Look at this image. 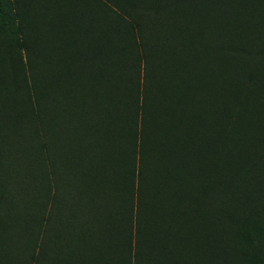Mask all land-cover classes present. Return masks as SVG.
Segmentation results:
<instances>
[{
    "label": "rangeland",
    "instance_id": "rangeland-1",
    "mask_svg": "<svg viewBox=\"0 0 264 264\" xmlns=\"http://www.w3.org/2000/svg\"><path fill=\"white\" fill-rule=\"evenodd\" d=\"M221 1L226 5L230 2L232 8L237 1L244 3L246 0ZM248 1L254 13L259 12V7H264V0ZM104 2L0 0V76H5L4 67L13 64L17 58L25 67L30 61H35L39 65V83L54 84V100L59 94L68 93L75 103L78 100L76 94H87L89 101L86 108L90 109L84 108V114L75 109L77 103H72L73 109H70L67 121H73V130L67 129L64 135L63 130L58 132L56 129V137L51 134L47 141L40 125L37 129L40 132L37 142L45 147L42 152H36L40 164L43 157V166L39 167L41 195L35 202L42 215L37 230L40 238L45 234V246L52 249L53 264H210L213 237L216 245L214 214L223 215L228 222L230 216L248 220V216L254 218L252 214L257 215L260 221L255 223L253 219L248 229V233L252 234L251 243L237 238L231 241L230 264H264V187L260 182L257 189L252 182L249 186L246 176L236 182L233 174L229 173L232 196L227 200L228 206L215 202L214 149L210 145L207 125L212 113L207 111L205 104L201 105L202 121L195 118L192 123L194 128L185 129V126L175 124L168 132H163L160 138L165 141L161 140V146L151 152L156 164L153 163L147 175L140 178L139 185L137 178L134 187V181L128 180L123 161H133L135 150L137 152L134 136L130 134L138 127L133 90L139 83L141 54L134 44L139 41L138 38L136 42L131 41L128 32L124 33L130 30L127 22L130 16L111 3L109 5L115 12H109ZM218 2L181 0L173 10L174 14L163 10L150 18L153 22L156 19L157 26L161 24L160 30L167 32L166 36L168 32L172 33L175 50L168 56L176 59L174 64L179 62L184 49L192 44L189 54L191 67L194 68L195 61H201L203 67H200L199 75L204 77L206 84L211 73L216 76V65L222 61L217 53L222 37L252 31L241 30L243 17L235 20V27L230 30V24L218 13ZM113 15L117 20L107 27V19ZM186 35L192 41L186 42L189 40ZM107 39L109 45L106 44ZM211 46L213 49H205ZM164 53L163 61L169 62L166 49ZM175 54L179 56L174 57ZM41 55H47L54 64L50 73L43 67ZM252 56L235 58L237 65H226L225 70L230 72L227 76L230 93L224 97L226 103L222 98L217 103L222 112L224 109V119L228 112L239 114L241 119H248L251 131H257L254 134L262 136L264 57L260 59L254 52ZM218 69L224 71L220 66ZM249 73L255 76L252 90L235 91L242 93V98L234 94V90H244ZM15 84L20 85V81ZM15 84L0 82V100L18 106L19 100L13 98ZM85 87L87 89L81 91ZM17 92L21 95V104L30 101L23 89ZM238 97L239 101L236 100ZM223 103L226 106L222 109ZM54 111L56 116L60 115L56 104ZM80 116L88 123L82 124L79 130L74 121ZM26 127L30 137H26L24 145L29 151L34 147L36 138L30 134L33 128L29 124ZM171 132L179 135V162L165 172L160 161L162 154L165 157L169 149ZM157 134L160 136V131ZM195 143L196 149L193 148ZM222 149L223 146L218 152L221 154L218 164L224 158ZM225 162H230V156L225 157ZM236 165L237 161L231 168L235 170ZM34 170L35 166L31 175L28 172L25 174L28 212L30 200L36 199ZM218 180L224 183L227 178L222 174ZM111 182L119 184L115 188ZM116 190L120 200L113 205L111 195H115ZM130 192L132 201L124 205V196L129 197ZM177 215L179 218L176 219ZM180 215L183 221L179 224ZM193 223H200L199 231L202 232V228L207 227V234H199ZM7 249L9 255L18 253L19 256H9L10 261L4 264H31V253L29 250L26 252L27 247L18 248L13 242L7 245Z\"/></svg>",
    "mask_w": 264,
    "mask_h": 264
},
{
    "label": "trees",
    "instance_id": "trees-1",
    "mask_svg": "<svg viewBox=\"0 0 264 264\" xmlns=\"http://www.w3.org/2000/svg\"><path fill=\"white\" fill-rule=\"evenodd\" d=\"M105 1L107 2V0ZM108 1L107 3L104 2V4H106L109 12L113 14L115 12V9L109 5L111 3L130 16L129 21H127L130 30H125L124 33L128 32L127 36L131 41L135 40L136 42V38H138L139 41L134 44L135 46L137 45L141 54V66L138 67L139 83L135 85L133 90L134 109H137L138 127L136 132L130 134V136H134V145L137 148V152L135 150L133 161L127 163L125 160L123 161V170L127 171L128 180L132 179L134 181L133 187L135 186V179H138L139 185L140 178L147 175V171L150 170V166L153 163L156 164L151 158V152L153 153L156 148L158 149L161 146V140L165 141L160 138L163 132H168L175 124H181L185 126V129L194 128L192 123L195 118L202 121V104L208 107L207 111H211L214 114V117L210 114L211 120L207 125L210 133L208 136L210 145L214 149L213 160H215V164L213 175L215 177V188L213 190V198L215 202L228 206L227 200L232 196L230 193L231 189L229 190L232 185L229 173L233 174L236 182L246 176L248 177L249 186H251L252 182L254 189H257L258 182H260L261 186L264 187V135L254 134L257 131H251V127L247 123L248 119H241L239 114H230L228 112L226 119H224L223 108H225L226 104L224 105L223 103V107L220 105L223 109L222 112L221 108H218L217 103L221 98L226 103L224 97L230 93L229 79L227 78L230 72L225 70L226 65H237L235 58L252 56V52L260 59L264 57V7H259V12L254 13L248 0L244 3H242L243 1H237L232 5V8L230 2L226 5L219 0L218 13L230 24V30L235 27L234 21L243 17L241 30L252 31H246L244 35L230 36L226 34V36L222 37V43L218 47L219 50L217 49L222 61L216 65V76L211 73L208 78V84H206L204 77L199 75V69L203 67V65L201 66V61H195L194 68L191 67L189 54L192 44L184 49L183 56H179L181 51H179V55H174V57L179 56V62L174 64L176 59L168 56L171 53L174 54L173 50H175L172 33L168 32L166 36L167 32L160 30L161 24L157 26L156 19H154V22L150 20V18H153L163 10L171 11L174 14L173 10L181 0H178V2L167 0L165 3L160 2V0ZM197 1L200 2V0ZM137 14L146 18L141 19ZM116 20L117 17L115 15L113 17L110 16L107 19L106 26L111 27V23ZM107 27L106 30H109ZM186 36L189 39L186 42L192 41L188 35ZM106 44L109 45L108 39ZM198 45L200 46V43ZM165 49L169 62L163 61L165 60ZM205 49L213 48L211 46ZM194 51L195 49L192 53ZM226 57H228L227 61L225 60ZM16 60H13V64H7L4 67L6 70L5 76H0V82L15 84L17 80L20 81V85L15 84L16 88L13 87L16 91L13 98L19 100L18 106H15V104L8 105L0 100V264L10 261V257L19 256L17 251L15 252L17 255H9L7 245L13 242L17 243L18 248L27 247L26 252L29 250V253H31L29 256V258H32L31 264H53L52 249L45 246V234L40 238L37 230L42 215L39 209L37 210L35 202L39 200V195H41L39 192L42 189V177L41 173L39 176V167H41V164L43 166V157L41 156L40 164L36 152H42L45 148L43 143L37 142L38 133L40 134L37 129L38 125H40L41 133L47 141L51 138V134L54 135L55 132L56 135V129L58 132H60V129L63 130L62 134L64 135L67 129L73 130V121H67L71 114L70 109H73L72 103H77V106H75L77 108L75 109L84 114L82 110L90 109L86 108L89 101L87 100V94H76L78 100L75 103V100L68 93L61 96L59 94L57 99L54 100V84H40L37 79L39 65H36L35 61H30L28 66L25 67L18 58ZM40 60L43 67L50 73L54 68L52 61L48 60L47 55H41ZM160 62L163 64H160ZM218 66L222 67L224 71L222 69L219 70ZM193 70H195V73H193ZM203 71H205V68H203ZM254 81V74L249 73L244 82V90L236 89L234 94L243 98L242 93L235 91L250 92ZM57 85L59 84L57 83ZM19 89H23L29 95L30 101L27 104L26 102L21 104V95L17 92ZM85 89L87 88L85 87L81 91ZM217 91L219 94L218 99ZM239 99L240 97L236 100L239 101ZM55 104L56 110L58 109L60 112L59 116L54 114ZM81 118L82 116L74 121V126L79 130L82 124L88 123L85 118L83 120ZM260 118L262 119V117ZM27 124H29L30 128H33V133L30 132V134H33L36 138L34 147L37 150L34 147H31L29 151L27 148L25 149L26 137H30L28 136ZM261 126L263 127V124ZM263 129L259 132L261 133ZM157 131H160V136ZM193 134L196 135V132ZM55 135L54 137H56ZM59 137L60 133L57 138ZM169 139V149L166 150L165 157L162 154L160 161V164H162L161 168L165 172L167 169H173L174 165L179 162V150L177 149L179 135H174L171 132ZM222 146L221 153H223L222 156L224 158L221 164H218V156L221 155L218 152ZM193 148H197L196 143ZM225 151H227L226 155H224ZM227 156H230V162H225V157ZM28 157L31 160L29 163H27ZM34 160H36V163H34ZM236 161V169L233 170L231 167ZM184 162L186 163V160ZM34 166L35 176L33 178L35 181L36 199L30 200L31 206L30 212H28L25 174L28 172L31 175ZM222 174L227 178L224 183L218 180V176ZM256 175L259 177L256 178ZM255 180L257 181L256 183H254ZM117 184L119 183L114 182L113 184L111 182V185L115 188ZM111 199L112 204L117 205L120 200V195L117 196V190L115 195H111ZM131 201L132 194L130 192L129 197L124 196L123 204L129 205ZM252 215L254 218L248 216V220H239L230 216V222H228L224 220L223 215L214 214L216 229L214 224L215 230L213 234L216 237V245L213 237V244L211 241L213 254L210 264H230V252L232 251L230 243L233 239L237 238L251 243L252 234L248 233L250 222L256 220L255 223H258L260 221L257 215ZM181 217L182 219H178L179 224L183 221V216ZM177 218H179V215L176 216ZM199 226L200 223L194 224L195 230L198 228L199 234H207V227L202 228V232L199 231ZM28 233H30L29 236Z\"/></svg>",
    "mask_w": 264,
    "mask_h": 264
}]
</instances>
